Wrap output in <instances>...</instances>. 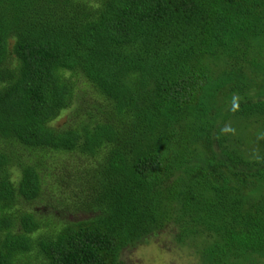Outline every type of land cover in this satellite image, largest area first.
<instances>
[{
  "label": "trees",
  "instance_id": "obj_1",
  "mask_svg": "<svg viewBox=\"0 0 264 264\" xmlns=\"http://www.w3.org/2000/svg\"><path fill=\"white\" fill-rule=\"evenodd\" d=\"M163 233L264 264V0H0V264Z\"/></svg>",
  "mask_w": 264,
  "mask_h": 264
},
{
  "label": "rangeland",
  "instance_id": "obj_2",
  "mask_svg": "<svg viewBox=\"0 0 264 264\" xmlns=\"http://www.w3.org/2000/svg\"><path fill=\"white\" fill-rule=\"evenodd\" d=\"M65 117L66 112L62 113L55 123L62 122ZM168 244V237L163 233L156 239H152L150 243L125 249L121 254V259L123 264H191L190 253L181 247Z\"/></svg>",
  "mask_w": 264,
  "mask_h": 264
}]
</instances>
